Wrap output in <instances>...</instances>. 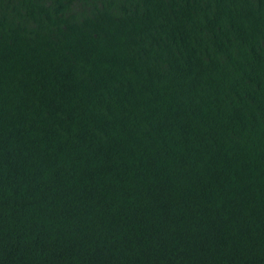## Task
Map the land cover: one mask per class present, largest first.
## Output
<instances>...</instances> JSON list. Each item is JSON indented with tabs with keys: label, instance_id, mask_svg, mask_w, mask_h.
I'll return each instance as SVG.
<instances>
[{
	"label": "trees",
	"instance_id": "16d2710c",
	"mask_svg": "<svg viewBox=\"0 0 264 264\" xmlns=\"http://www.w3.org/2000/svg\"><path fill=\"white\" fill-rule=\"evenodd\" d=\"M0 264H264V0H0Z\"/></svg>",
	"mask_w": 264,
	"mask_h": 264
}]
</instances>
